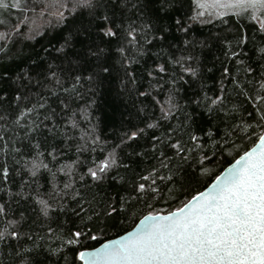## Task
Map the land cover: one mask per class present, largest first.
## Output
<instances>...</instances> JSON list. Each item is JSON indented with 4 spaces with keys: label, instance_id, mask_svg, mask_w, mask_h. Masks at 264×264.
<instances>
[{
    "label": "snow or ice",
    "instance_id": "6c2138e0",
    "mask_svg": "<svg viewBox=\"0 0 264 264\" xmlns=\"http://www.w3.org/2000/svg\"><path fill=\"white\" fill-rule=\"evenodd\" d=\"M0 264H264V0H0Z\"/></svg>",
    "mask_w": 264,
    "mask_h": 264
},
{
    "label": "trees",
    "instance_id": "16d2710c",
    "mask_svg": "<svg viewBox=\"0 0 264 264\" xmlns=\"http://www.w3.org/2000/svg\"><path fill=\"white\" fill-rule=\"evenodd\" d=\"M234 18H230V23H234ZM246 23V22H245ZM212 29V26L203 27L201 32V38L209 35V30ZM213 31H220L219 28L212 29ZM43 42V41H42ZM37 49L39 45L37 44ZM220 45L214 44L213 52L215 55H221ZM206 61L205 63L208 66H211V62L214 59L213 53L205 52ZM221 58L223 59L222 55ZM155 58L150 57L147 61L148 64H151ZM138 71H142L138 69ZM219 75V65L216 66L214 73L207 74L209 85H212L215 77ZM140 87H146V84L142 83ZM143 100V98H141ZM140 103L135 99L134 94H129L127 92H122L120 90V81L118 79L111 80L106 84L101 91L98 93L96 105L93 109L95 116L99 117V130L103 137L108 138L109 140H115L118 134L123 130L124 126L129 122V118L135 119L136 116V104ZM60 143V141H57ZM167 208L168 205L159 204L157 208ZM174 207V205H173ZM147 209L144 210L145 214ZM142 218V217H141ZM136 220H129L124 225V228L130 230L136 223ZM119 234H123V231L117 230ZM113 238V237H111ZM98 246V245H97Z\"/></svg>",
    "mask_w": 264,
    "mask_h": 264
},
{
    "label": "water",
    "instance_id": "95a60500",
    "mask_svg": "<svg viewBox=\"0 0 264 264\" xmlns=\"http://www.w3.org/2000/svg\"><path fill=\"white\" fill-rule=\"evenodd\" d=\"M138 222H139V221H138ZM138 222H137V223H138ZM134 226H135V225H134ZM134 226H133V227H134ZM133 227H132V228H133ZM132 228H131L130 230H128V231H131V230H132ZM123 234H124V233H123ZM113 238H116V237H113Z\"/></svg>",
    "mask_w": 264,
    "mask_h": 264
}]
</instances>
